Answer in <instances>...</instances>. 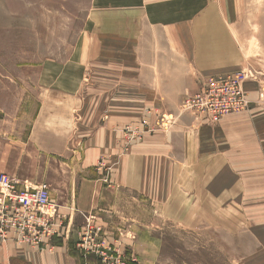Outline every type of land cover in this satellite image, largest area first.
Returning a JSON list of instances; mask_svg holds the SVG:
<instances>
[{
  "label": "crops",
  "instance_id": "1",
  "mask_svg": "<svg viewBox=\"0 0 264 264\" xmlns=\"http://www.w3.org/2000/svg\"><path fill=\"white\" fill-rule=\"evenodd\" d=\"M231 1L88 0L78 45L53 86L41 90L26 137L15 138L18 123L9 110L1 117L0 173L36 185L56 172L59 192L50 187L57 235L43 249L0 240V264H100L79 248L84 217H94L105 241L117 246L128 242L117 232L138 228L131 214L141 215L144 200L158 215L212 218L238 214L246 198V215L254 220L257 205L256 214L264 216V203L254 202L264 199V111L253 108L216 125L181 111L208 76L240 70L246 62ZM246 90L255 98L254 84ZM149 106L178 115V123L121 156L120 129ZM15 150L20 155L12 163ZM106 156L115 162L110 182L97 167ZM261 220L247 228L254 247L246 256L254 264H264Z\"/></svg>",
  "mask_w": 264,
  "mask_h": 264
},
{
  "label": "rangeland",
  "instance_id": "2",
  "mask_svg": "<svg viewBox=\"0 0 264 264\" xmlns=\"http://www.w3.org/2000/svg\"><path fill=\"white\" fill-rule=\"evenodd\" d=\"M231 2L235 3L238 9V14L234 16V26L246 50V62L240 70L212 76L251 72V79L246 81L244 87L248 100L251 101V109L247 113L253 111V108L263 112L264 0ZM87 6L88 0H0V120L9 110L10 115L15 117L14 122L18 123L15 127V138L26 137L38 111L39 100L44 98V94H40L41 90L45 92L50 85L53 86L52 81L58 75L60 77V72L64 69L61 65L71 58L72 50L78 45V37L82 34L81 30L86 25ZM247 83L254 84L255 98H251L246 90ZM150 109L159 108L149 106L143 117ZM23 111L26 117L24 120ZM155 120L156 118L152 117V122ZM178 121L177 119L175 125ZM136 122L139 120L132 124ZM11 152L13 163L20 152ZM129 152L130 150L123 153L120 150L119 154L128 155ZM104 158L108 159L106 162L111 168L110 171H104L106 179L110 182L115 162L107 156ZM2 162L5 163L0 159V163ZM61 174H64L63 170ZM55 176L56 172L48 175L51 180L48 184L53 193L58 194L59 183ZM254 200L256 204L264 203L262 197ZM246 203V198L239 200L238 214L213 215L211 218L204 214L158 215L151 211L149 200H144L141 215L136 216L134 210L131 214L132 222L136 219L139 221L138 228L135 230L126 226L124 231L117 232L118 239L128 242L123 241L117 246H111L122 254L128 264H133V259L137 260L138 264H254L246 256L249 249L254 247L247 228L249 223L252 224L255 220L262 223L261 218L264 216L256 214L260 210L256 205L255 219L251 220L245 213ZM49 214H53V211H49ZM140 217L141 222L138 219ZM84 218L86 225L87 216ZM236 219L238 222L233 225ZM118 220L124 225L129 224L122 218ZM104 238H107L105 234Z\"/></svg>",
  "mask_w": 264,
  "mask_h": 264
},
{
  "label": "built area",
  "instance_id": "3",
  "mask_svg": "<svg viewBox=\"0 0 264 264\" xmlns=\"http://www.w3.org/2000/svg\"><path fill=\"white\" fill-rule=\"evenodd\" d=\"M251 76V72L210 76L202 82L197 92L185 97L181 111L191 113L199 121L211 125L219 124L229 116L247 113L251 109V101L244 87ZM152 117L156 118L155 122H152ZM177 119L178 115L173 113L147 110V115L139 122L120 129L122 152L130 150L133 144L142 141L148 134L170 132ZM107 160L102 158L98 169L110 171ZM51 193L48 183L28 185L15 176L0 173V240H12L39 249L47 246V240L57 235L54 224L56 208ZM49 211H53V214H49ZM104 234V227L89 216L79 244L80 250L85 255L95 254L100 264H128L122 254L105 241ZM131 261L138 264L135 259Z\"/></svg>",
  "mask_w": 264,
  "mask_h": 264
}]
</instances>
